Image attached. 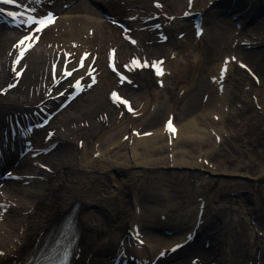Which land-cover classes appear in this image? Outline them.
Here are the masks:
<instances>
[{
  "label": "bare ground",
  "instance_id": "6f19581e",
  "mask_svg": "<svg viewBox=\"0 0 264 264\" xmlns=\"http://www.w3.org/2000/svg\"><path fill=\"white\" fill-rule=\"evenodd\" d=\"M198 1L195 0L194 5L196 4V10H205V20L211 19L213 12L215 11L216 14L217 9L224 6V3L220 6L217 0H212L213 6L208 8L211 0H208L204 4L205 6L198 5ZM258 1L249 0L250 5L242 4L243 7L236 5L233 8L242 10L241 12L237 10L238 12L235 13L239 16L243 15V18L237 22L238 24L245 25L246 18L254 14L257 25L262 27L261 32H250L248 28L246 29L247 35L250 37L249 42L254 45L255 51L248 56H240V58H244L256 72L259 69L264 72V50L256 52V44L264 45V14H262L263 12L262 15L258 13L264 8V0ZM148 2L149 0H137L132 3L127 0V4L121 8L109 7L105 14L112 18L106 17L105 14L101 15L97 9L84 1L71 5L68 9L71 14L60 23L57 20L55 26L52 27V29L54 28L53 32L48 33L51 28L47 29L34 49L18 65V69L27 67L26 72L21 81L12 90H9L6 96H3L2 92L8 84H13L15 81V72L12 67L16 50H13L12 47L24 36V33L0 27V123H3L5 118L29 114L30 111H37L41 107L46 108L49 112L57 109L55 96L67 88L72 80L61 83L57 89L56 87L52 88L50 68L51 63L59 58L63 62L64 50L73 53V56L79 53L77 57L83 52L91 53L87 60L88 63L92 61L93 57H97L94 65L97 67L95 79L86 78L88 83L86 93L76 99L65 111L58 114L46 129L33 135L31 140L33 146L42 148L43 143L49 145L56 142L58 143L56 150L46 155H40L35 160L38 162V166L29 173H20L16 164L20 165L21 162L15 159L10 150L8 151L6 161L10 165H14L13 168L19 174L29 177L39 175L44 179L29 180L25 178L24 181H30L29 185L24 186L25 182H23L6 188L12 194L13 202L17 203L15 198L23 196L26 198V203L22 204L20 209L0 205V219L3 221H7L6 218L9 217L14 219L10 223V228L20 231L19 241H21L20 244L14 246L2 245L0 250L5 251L6 255L0 257V264H24L27 252L46 235L51 223L63 212L71 210L77 203H80L78 218L83 228V237L79 257L75 263L107 264L109 259L118 255L122 249L120 242L125 238L128 240L129 234L137 232L144 234L147 231L148 224L145 223V217L137 215L140 204L137 202L136 208H134L130 197L135 192L138 196L143 194L144 191L142 187H139V183L145 182L147 169L157 167L164 162V160L156 158L150 159L158 156L162 150L161 147L157 148L152 144L158 143L164 138H167L168 141L172 140L173 147L179 143L189 146L194 140L201 147L206 144V138L199 136L200 133L202 134L201 125L206 123V120L201 115L197 120L196 115L200 111L209 112L211 110L210 113H212L214 107L218 105L217 103L224 100L225 94L220 91H212V85L216 82L213 78H209L212 85L210 81L207 84L201 81L187 90L178 88L182 74L190 66L193 67L190 51L186 54L180 52L179 55L185 57V62L179 60L176 51L178 47H182L183 43H178L174 34L175 30H180L177 35L186 33V36L189 37L191 34L190 23L192 21L181 19V14L189 2L188 0L186 2L183 0L170 1L171 7H168L177 10L180 16L175 17L173 22L169 17L175 14L168 13L167 8L154 7V3L162 2L161 0H152L150 5ZM70 3L72 0L65 1V4ZM258 6L260 9L257 12L255 8ZM249 7L248 13L242 14ZM44 10H56L60 13L64 11L57 1L50 6L45 5ZM180 10L182 11L180 12ZM128 11L129 14L125 15ZM132 16L136 18L135 21L130 20ZM149 18H156V20L147 21ZM111 20L127 25L132 31L125 32L122 28L113 25ZM227 21L230 23L231 19ZM156 24H160V26L155 29ZM191 26H193L192 23ZM193 33V38L189 40V43H186V47L194 48L196 51L203 50L197 41L195 31ZM231 33L225 28L221 29L218 24H212L208 30V39L210 43L222 40L225 47L228 44V39L232 37ZM126 35L135 39L137 44H131L125 38ZM166 37L168 41L161 44L160 40ZM72 42L81 43V45L78 44L76 48H73ZM112 49L116 51L115 60L119 68L128 65L134 58H139L149 65L164 59V63L167 65L163 66L167 70L159 77L149 68L150 66H147L141 71L129 74L133 81L132 84L136 85V88L133 85L121 84L109 69V51ZM172 57H176V59L171 61ZM227 57L231 58L232 56L227 55L223 60ZM220 66L221 64L218 66L217 75ZM214 67L213 65L210 69ZM232 68L233 63L231 62L230 70ZM84 74L85 71L81 72L79 76ZM165 80L167 81L165 82ZM262 82L261 88L264 86ZM92 83L93 86H91ZM155 84L159 85L157 88H160L161 94L156 95ZM115 90L133 102L135 115L128 113L121 115L123 107L115 105L110 99V94ZM151 91L155 93H151ZM181 91L186 92L185 109L183 106L178 108L176 104L174 105L175 98L180 96ZM202 93L208 95L206 103L200 98ZM155 95L161 98L158 100ZM168 110L170 111L169 115L176 112V115L183 120L189 116L194 117L192 121L186 122L182 126L176 124V135H171V138L165 130L164 123L161 127L163 112ZM210 113L208 114L210 115ZM215 125L214 119L210 123V131L206 132V136L210 139L214 134L213 131H216ZM142 128L149 130L139 132L141 134L139 136L133 134L134 130ZM48 130L55 131V135L50 141L46 140ZM115 131H123L124 136L128 134L129 141L127 143L113 142L112 135ZM145 132L150 133L149 138L143 136ZM221 132L222 130L215 132L214 140ZM239 137L238 135L236 140ZM80 141H83L82 148L78 146ZM130 141H133L132 146H130ZM223 142L225 140H222ZM18 145L21 146L22 143H18ZM261 145L259 142L258 147ZM214 146L217 147V144L214 143ZM102 148L104 150H101ZM124 148L129 150L132 156L123 154ZM99 151L101 152L100 157L94 158L93 155ZM191 153V150L180 153L181 161L175 160L172 166L175 168L199 167L193 161ZM263 156L260 155L262 159ZM257 158L258 154L256 153L253 159L257 161ZM188 159H191L192 162H189ZM256 161H253L252 164L255 165ZM39 165H46L49 170H43ZM136 168H140V170H135ZM117 174L125 175L123 181L116 178ZM260 177H264V170ZM164 183L160 180L161 187L167 185ZM226 195H228L226 198L224 196L214 197L212 203H209L210 208L205 206V220L202 226L205 228L204 231L200 230L202 232L195 246L192 248L188 246L179 251L176 255L177 262H172L174 257L172 259L171 256L169 259H161L165 260L162 261V264H194V259H197L195 264H264V204L261 205L260 202L255 201L254 205H251L252 195L250 193L244 194L242 197L236 196L237 194L231 196L227 193ZM1 202L9 203L0 197ZM201 204V202L197 203V207H191L188 210L187 216L189 218L190 215L192 219L190 232L196 225ZM4 209L7 213L2 215ZM158 210V208L151 209L149 214L156 217L161 212L160 216L167 214L171 218L175 212L174 205H167L162 211ZM2 226L3 222L0 221V230ZM4 233L0 235L2 236ZM186 235L178 242L174 241L175 239L168 242L167 238L152 234H149V237L142 235L139 238L146 241L145 246L137 245L131 251L144 252L139 256L154 259L164 249L169 250L173 245L184 243ZM134 240L137 241V238ZM207 242L209 247L206 245ZM147 243L154 247L151 252H155L153 257L147 255L149 254L147 253ZM124 247L126 246L124 245Z\"/></svg>",
  "mask_w": 264,
  "mask_h": 264
},
{
  "label": "rangeland",
  "instance_id": "374dc122",
  "mask_svg": "<svg viewBox=\"0 0 264 264\" xmlns=\"http://www.w3.org/2000/svg\"><path fill=\"white\" fill-rule=\"evenodd\" d=\"M130 1L135 2L136 0ZM151 1L152 0H149V5ZM161 1L170 14L173 13L178 15L177 10L169 8L171 7L170 1L172 0ZM203 2L201 1L200 4ZM60 16L61 18H65L68 14L66 12ZM214 21H217L221 26L225 25L219 20L215 19ZM225 26L231 27L230 29L233 30L232 25ZM253 27L252 30L254 32L262 31L261 25ZM177 33L178 32H176V34ZM232 35L233 37L235 36L234 33H232ZM233 37L228 40V44L224 47L222 40H215L214 43H210L207 34L203 40H200L201 46L204 47L205 45L204 49L196 51L195 49L190 50L186 47V43H188L186 37H183V39L179 36L178 40H184L185 45H183V47H178L176 54L178 53L179 60L185 62V57H182L179 53L184 52L183 54H186L190 51L192 56L191 65L193 66L192 68L190 66L187 71L182 74L178 85L179 90L181 88H186V90L190 89L195 83L199 84L201 81L206 84L209 83V77L216 75V69L225 55L234 53L238 56L240 53L242 54L243 50L240 51L239 46L240 39L234 40L235 38ZM74 43V47L78 44L81 45V43ZM244 53L242 54L243 56ZM174 59H176V57H172L171 61ZM213 65L215 69H210ZM257 73L260 76L261 82L263 79L262 83L264 84V72L259 69ZM166 81L167 80H165V82ZM227 83L224 100L219 103V107L215 106L210 115L207 114L210 113L211 110L209 112L200 111L196 115L197 120L200 119V117H198L200 115L206 120V123L201 125L202 134H199V136L206 138V144L203 147L199 146L196 140H194L193 143L191 142L189 146L179 143L177 146L173 147L171 144L172 142L169 143L167 138L152 144L154 147H161L163 151L161 150L158 156L150 159L156 158L164 160V162L157 167L148 168L145 173L147 174L145 182L139 183V187H142L144 192L139 195L138 199L142 209L145 210L143 215L150 220V222H148L150 227L147 230L149 234L152 232L151 230H153V228L158 227L157 225L161 219L158 215V217L152 216L149 214V211L154 208H158V211H162L165 206L174 205V215L170 219H167L165 227L172 230L175 237H181L183 233L179 232L180 229H176V222L181 221L180 226L182 227L188 226L187 223L184 224V222H188L189 220L187 216L188 210L195 205L200 195L201 197L199 198L205 199L208 206L210 202L212 203L214 197L224 196L226 198L228 197V195H226L227 193L231 196L237 194L236 196L238 197L250 193L252 195L251 205H254L255 201L258 203L260 202L261 205L264 204V177H260L264 170V103L261 102L262 100L264 101V86L261 88V86L256 85L249 75H246L235 65ZM188 84H190L189 87ZM215 90L216 88L212 87V91L216 92ZM154 91H156V95L161 94L160 88H157L156 84L154 86ZM154 91H151V93H155ZM156 95L155 97L157 99L161 98ZM255 96L260 101L259 106L261 109H257L254 103L253 97ZM185 97L186 92L184 93V91H181L180 96L175 98L174 105L176 104L178 108L180 106L184 107L187 102ZM200 98L206 103L208 95L202 93ZM177 112L179 111L177 110ZM169 113V110L163 112L161 127ZM215 113L217 114L216 117L220 118V121L216 120L217 124L215 128L216 130H222L220 135L222 140H225L223 143L216 142L218 145L217 147L214 146L215 141L213 135H211V139L206 136V132H209L211 129L210 123ZM173 114L179 126L194 119V117L189 116L183 120L176 115V112H173ZM147 130L149 129L142 128L138 131L144 132ZM123 135V131H115L112 135L113 142L127 143L129 141V135L127 134L124 137ZM194 135L197 134L194 133ZM238 135L240 137L236 140ZM259 142H261L262 145L258 147ZM130 146H132L131 143ZM101 150L104 149L102 148ZM188 150H191V157H193V161L196 162L199 167H173L172 165L175 160L181 161V156L179 154L182 152L185 153ZM256 153L258 154L257 161L253 159ZM100 154L101 152L99 151L93 156L94 158H99ZM123 154L132 156L130 155V151L125 148L123 149ZM176 154H178V157H176ZM260 155L263 156V159ZM188 160L192 162L191 159ZM253 161H256L255 165L252 164ZM135 170H140V168H136ZM201 170H203V172H201ZM208 173H211V177ZM124 177L125 175L123 174H117L116 176L119 181H123ZM160 180L164 181V184L167 185L161 187ZM221 190L222 192H220ZM142 209L138 210V215L141 213L140 211H142ZM10 220L12 219L10 218ZM6 229H8L7 232H5ZM1 233L4 234L2 236L0 235V248L4 244L14 246L16 243L18 244V242H20L18 238L20 231H15L13 228L9 229L6 226V221L0 230V234ZM148 245L150 250H152L153 247L150 244ZM5 255L6 252L0 250V257H5Z\"/></svg>",
  "mask_w": 264,
  "mask_h": 264
},
{
  "label": "snow or ice",
  "instance_id": "6c2138e0",
  "mask_svg": "<svg viewBox=\"0 0 264 264\" xmlns=\"http://www.w3.org/2000/svg\"><path fill=\"white\" fill-rule=\"evenodd\" d=\"M0 2L4 3V4H10V5H15V6H20L17 2V0H0ZM4 9L0 8V12H3ZM34 11V9H33ZM8 15L10 16H15V14L9 12ZM34 24L38 25V27L36 28L37 32H42L44 28H46L47 26H49L50 24L54 23V18L53 17H48L47 19L44 20H34L33 21ZM33 39L32 36L26 37L25 40H22L20 42V44L17 45L18 48H20L21 46H24L21 50L20 56L21 58H23L24 56V52L31 48L33 45L32 44H26V40L27 41H31ZM39 37H36V40H38ZM17 64H19V60H17ZM83 64V62L81 61V65ZM65 75H71V72H68L66 70ZM77 87H79V84L76 85ZM115 97V94H114ZM116 99H119V97H115ZM122 103L127 104V101H121Z\"/></svg>",
  "mask_w": 264,
  "mask_h": 264
}]
</instances>
